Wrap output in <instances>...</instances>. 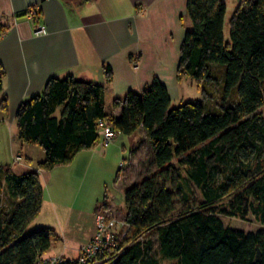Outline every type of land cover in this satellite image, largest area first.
I'll return each mask as SVG.
<instances>
[{
	"label": "trees",
	"instance_id": "obj_1",
	"mask_svg": "<svg viewBox=\"0 0 264 264\" xmlns=\"http://www.w3.org/2000/svg\"><path fill=\"white\" fill-rule=\"evenodd\" d=\"M225 9V0H186L191 28L176 70L177 80L201 83L205 99L214 97L206 88L213 86L216 108L199 101L171 107L165 86L154 79L141 93L115 100L121 110L114 118L105 112L101 85L67 76L50 78L16 110L17 139L41 148L37 168L43 171L97 145L99 119L122 136L143 130L153 170L123 191L128 236L116 239L108 264H159L151 240H140L149 232L158 254L175 264H264V124L258 112L264 105V0L238 3L228 40ZM5 29L0 25V36ZM104 75L110 79L109 70ZM2 77L0 68V92ZM191 187L199 198L185 190ZM41 205L36 172L16 175L0 167V264H36L49 249L48 230L23 235ZM220 216L257 228L225 226Z\"/></svg>",
	"mask_w": 264,
	"mask_h": 264
},
{
	"label": "crops",
	"instance_id": "obj_2",
	"mask_svg": "<svg viewBox=\"0 0 264 264\" xmlns=\"http://www.w3.org/2000/svg\"><path fill=\"white\" fill-rule=\"evenodd\" d=\"M185 6L186 0H0V25L6 28L0 36V125L7 122L9 130L16 128L15 113L20 103L40 94L50 78L72 76L101 85L104 108L111 105L112 109L105 112L114 118L121 110L113 105L115 100L129 91L141 93L154 79L165 86L171 101L178 99L179 51L184 33L189 30L188 22L184 23L188 18ZM30 10H34L32 17L27 16ZM36 27L44 28L45 34L35 35ZM105 70H109V80ZM142 139L145 134L141 129L130 136L119 134L107 150L98 152L95 145L78 152L68 165H57L49 171L37 168L44 158L43 151L37 154L39 161L33 163V155H19L10 144L11 162L21 166L19 173L10 166L11 172L20 175L34 171L42 187L40 212L29 224L36 223L31 233L41 229L50 233V247L41 258L75 260L79 249L94 234L97 207L110 209L109 205H97V196L84 206L77 197L66 201L60 193V203L51 193L55 178L60 176V190L69 187L93 161H106L109 156L113 165L125 154L130 159ZM84 154L83 169L79 171L76 163ZM44 203L51 209V214L46 212L49 221L45 224L41 222ZM52 224L61 237L56 236Z\"/></svg>",
	"mask_w": 264,
	"mask_h": 264
},
{
	"label": "rangeland",
	"instance_id": "obj_3",
	"mask_svg": "<svg viewBox=\"0 0 264 264\" xmlns=\"http://www.w3.org/2000/svg\"><path fill=\"white\" fill-rule=\"evenodd\" d=\"M225 17H224V24H223V34L225 40H228V20L235 9V7L238 5V3H241L243 0H225ZM188 22V29L191 28L190 21L188 18H185L184 23ZM181 84L179 85L180 88V97L178 99H174L170 102L171 107H175L180 103L183 102H205L209 107L216 108L218 104L220 103V99L218 98V94L216 92V89L213 88V86L206 85V88H208L211 93H213V98H206L205 96L203 98L201 94V83L194 82L187 77H183L180 80H178ZM111 105H105V111L110 112ZM264 124V105L258 110ZM4 123V122H3ZM118 138V137H117ZM17 131L14 126H12V129L9 130V127L7 125V122H5L3 125H0V167L3 169H10V166L13 167L14 173H19L21 166L17 163L13 164L11 162V158L9 156L8 151H10V144L12 146L14 145L15 153L18 151L21 155V152H23L24 156H27V153H30L35 157V162L39 161L37 160V154L40 152L43 154L42 150L38 146L29 145V144H21L17 143ZM17 144L19 146L17 147ZM96 148L99 150L98 152H102L101 150L105 149L102 148L100 145H97ZM28 150V151H27ZM107 150V148L105 149ZM87 154L81 155L78 159V170L82 171L84 162H82V158L85 157ZM130 159H126L127 154L121 155L123 160L119 159L117 164H111L109 160V156L107 157L106 161H99V162H91L90 168H88L85 171V174L78 178L74 179V181L71 182V185L69 187L63 188L60 190L59 180L60 176H57L55 178V183L51 186V193L53 196H55V199L62 202V199L60 197V193L63 196L64 200H68L70 198L71 200L75 197H77L78 201H81L82 204L85 206L87 203H91L94 199H96L97 196V205L105 204L109 205V213L116 219L118 222L117 226L114 230L118 233V239H124L128 236V232H126L125 236H122V233H124V227L120 225L124 219V198H123V191L126 187L129 185H132L133 182L138 179L141 175L144 173H150L153 170V167L151 166L150 160V153H149V147L146 142V140L142 139L137 148L133 151V154L131 155ZM15 162H17V156L15 158ZM98 163V164H97ZM122 163V167H120L119 171V179L116 181V183L113 182L114 174L117 168H119V164ZM188 194L191 196V198H199L198 191L191 187V191L185 189ZM57 193V194H56ZM51 195V194H50ZM103 196V197H102ZM193 196V197H192ZM107 208V207H106ZM107 210V209H106ZM49 212L51 214V209L49 204L44 203L43 205V215L41 217V222L43 224L47 223L49 220H46L47 215L46 212ZM43 217L45 219H43ZM221 221L223 225L227 226H233V227H243V228H251L256 229L257 224H241L238 222L235 218H228L220 216ZM49 219V218H48ZM46 220V221H45ZM52 223V222H51ZM34 225H29L25 228L23 235H27L31 233V228H33ZM83 224V223H82ZM77 225V224H76ZM54 227V225L52 224ZM74 226V224L71 225V228ZM79 226V225H78ZM83 226H85L83 224ZM70 228V229H71ZM54 231L56 233V236H60V232L56 230L54 227ZM70 237V235H68ZM150 239L152 242V255L156 257L159 264H175V261L172 260H166L162 258L157 251V242H156V235L154 232H149L145 235H143L140 240ZM54 241V238H52ZM114 256V252L111 255ZM111 260H108L102 264H108ZM101 264V263H99Z\"/></svg>",
	"mask_w": 264,
	"mask_h": 264
},
{
	"label": "built area",
	"instance_id": "obj_4",
	"mask_svg": "<svg viewBox=\"0 0 264 264\" xmlns=\"http://www.w3.org/2000/svg\"><path fill=\"white\" fill-rule=\"evenodd\" d=\"M34 10L27 12V16L32 17ZM35 35L45 34V30L42 27H36L34 30ZM98 127V143L102 148H106L113 143L118 137L119 133L115 131L112 126L107 123L105 119L97 120ZM122 167V163L119 164V168ZM95 231L92 238L84 244L78 251V255L75 260L67 261L62 258H39L36 264H99L108 260H113L115 249L117 248L116 239H118V233L114 230L118 225L116 219L109 213L108 210L99 207L97 213H95ZM124 227V233L129 231V225L123 219L120 223ZM119 240H122L119 239ZM112 250V251H111ZM114 252V256L111 255Z\"/></svg>",
	"mask_w": 264,
	"mask_h": 264
},
{
	"label": "water",
	"instance_id": "obj_5",
	"mask_svg": "<svg viewBox=\"0 0 264 264\" xmlns=\"http://www.w3.org/2000/svg\"><path fill=\"white\" fill-rule=\"evenodd\" d=\"M255 252H256V254H255V261L258 262L259 259H260V252H259V250H258L257 247H256V249H255Z\"/></svg>",
	"mask_w": 264,
	"mask_h": 264
}]
</instances>
